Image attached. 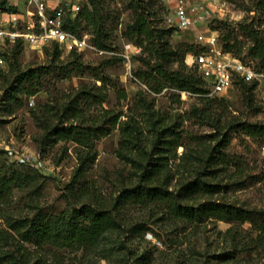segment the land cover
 <instances>
[{
    "label": "rangeland",
    "instance_id": "rangeland-1",
    "mask_svg": "<svg viewBox=\"0 0 264 264\" xmlns=\"http://www.w3.org/2000/svg\"><path fill=\"white\" fill-rule=\"evenodd\" d=\"M53 1L64 25L74 20V5L81 13L91 8L89 0ZM14 2L18 12L13 14L25 18L18 27L23 30L35 9L26 0ZM100 3V35L84 18L76 31L67 30L82 45L52 42L37 48L17 38L4 46L0 176L6 182L0 184V264L24 257L27 264H264V135L243 129L264 126V79L241 82L225 97L171 84L155 93L138 76L147 70L144 58L154 62V55L147 43H137L132 27L135 9L143 6L151 25L167 30L165 38L181 49L178 61L167 66L170 70L182 67L199 77L186 62L190 52L184 51H200L213 31L225 48L233 45L235 54L239 51L240 58L261 69L250 55L253 43L245 29L262 22L258 28L264 34L259 0H208L197 29L176 24L171 0ZM3 18L8 17L0 14V27L7 29ZM98 40L107 48L97 47ZM32 70L36 76L30 77ZM96 73L108 81L101 89ZM9 87L15 88L13 99ZM89 91L105 95L104 104L88 98ZM74 98L83 108L80 122L88 125L105 122L103 109L133 114L149 146L154 132L149 133L145 102L154 99L155 118L179 133L177 145L158 160L163 163L160 173L142 178L140 162L146 157L132 148L124 150L127 158L119 153L118 128L96 140L92 149L46 136L48 129L72 122V114L64 116L63 109ZM2 146L37 157L42 165L15 161ZM84 204L111 212V223L95 241L87 242L83 233L89 222L74 218L70 225L67 220L72 209ZM44 226L53 234L39 239L36 229Z\"/></svg>",
    "mask_w": 264,
    "mask_h": 264
},
{
    "label": "trees",
    "instance_id": "trees-1",
    "mask_svg": "<svg viewBox=\"0 0 264 264\" xmlns=\"http://www.w3.org/2000/svg\"><path fill=\"white\" fill-rule=\"evenodd\" d=\"M89 6L91 8L85 7L83 12H80L76 19L68 20V22L64 25L65 29L76 31V27L80 26L79 19L84 18L87 25H94L97 31L96 33L100 35V21L102 18L100 0H89ZM0 10L2 12L9 13L18 12L17 6L10 5L7 0H0ZM259 10L264 16V0H259ZM261 23L258 27L261 26ZM132 27L134 29V33L140 38L137 43H139L141 47L144 43H147V45L150 46V55H154L152 56V58H154V62H152L153 59L148 57L144 58L147 70L141 71L138 74L139 78L146 82L151 91L159 93L167 87V84H171L180 90H186L196 94H207L205 83L200 77H194L192 74L186 73L182 67L177 70H170L167 67L169 64L178 61V54L181 52V49H176L165 38L167 30H160L151 25L149 21V13L145 7L139 6L135 9ZM258 27L256 28L254 23H252L245 29L247 30L248 36L253 43L250 55L258 59L261 69H264V34ZM96 45L99 48H107V46L100 42V40L96 41ZM56 47L57 52H59L58 45ZM191 49L192 48L189 47L184 52H192ZM226 49L233 51V45L228 44ZM238 52L239 51H236L237 55ZM181 63L183 65L184 60H182ZM14 64L15 67L19 68V63L16 57ZM27 74L28 73H24L23 75ZM29 74L30 77L36 76V72L33 70L29 71ZM95 77L97 80L102 82V85L99 86L98 89L104 87V85L108 82L105 76L100 78L98 73L95 74ZM31 93L33 94V92ZM7 94L11 99L16 97L15 88L9 87ZM85 94L88 95V98L94 97L96 102L100 105H103L106 101L105 95H101L93 91L85 92ZM122 97H126L125 91L122 92ZM154 101V99H151L149 102H145L148 103L147 113L150 121L149 133H151V131L154 132L151 146H149L147 134L145 133L144 127H142L141 121L133 114L125 116L111 109H103V115L105 118V122L103 124L97 125L94 123L88 125L86 124V121L80 122L82 116H84V112L83 108L79 104V100L75 98L71 99L63 109L64 116L69 113L72 114V122L67 124L61 123L56 127L48 129L46 131V136L54 137L55 141L73 140L83 147L92 149L96 140L109 135L112 130L118 128L121 133L119 153L127 158L128 156L123 153L126 149L132 148L141 151V153H143L146 157L145 162H140V169L142 170L141 176L144 180H149L151 177L157 176L162 170L163 163H160L158 160L163 159V152L171 151L170 149L177 145L179 139V133L176 129L162 126L160 120L155 118V112L153 109ZM121 116H125V120H121ZM243 127L249 135H264V126H253L252 124H247L243 125ZM2 182L5 183L6 179L0 176V184ZM110 213L111 212L109 210L99 209L93 207L92 205L84 204L80 208L75 207L72 209L67 220L70 225H74V218H82L89 222V228L87 230H83V233L86 234L88 239L87 242H89L95 241L97 239L96 236L111 223L112 217ZM52 231L53 230H51L48 226H44L41 230L36 229V236L39 239L51 236L53 234ZM28 262L29 261L24 257L23 259L21 258L17 261L11 260L7 264H27Z\"/></svg>",
    "mask_w": 264,
    "mask_h": 264
},
{
    "label": "built area",
    "instance_id": "built-area-1",
    "mask_svg": "<svg viewBox=\"0 0 264 264\" xmlns=\"http://www.w3.org/2000/svg\"><path fill=\"white\" fill-rule=\"evenodd\" d=\"M10 5H18L15 0H7ZM35 9V13L26 21L23 30H19V22L25 20L21 14L2 12L7 19L2 21L8 23L7 29L0 27V69L5 66L4 46L9 40L22 39L24 42L43 48L46 45L56 42L72 45H82L72 33L64 27L62 10L58 3L53 0H26ZM215 0H212L214 2ZM175 4L173 10L176 17V24L181 28H198L204 19V11L208 6V0H171ZM81 7L74 5L70 14L76 19ZM17 17V18H15ZM203 37V36H201ZM207 44L200 51L188 53V65L195 68L199 77L204 81L207 88V95L211 97H225L237 90L241 82H256L264 79V69H256L250 63L236 55L233 51L227 50L220 40L216 31L207 35ZM4 153L15 161L27 163L36 167L42 165L39 158H34L23 152L2 146Z\"/></svg>",
    "mask_w": 264,
    "mask_h": 264
}]
</instances>
